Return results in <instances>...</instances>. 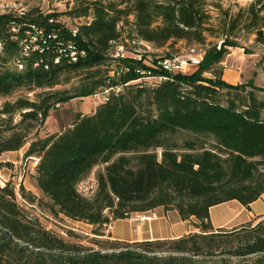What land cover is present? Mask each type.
Instances as JSON below:
<instances>
[{
    "label": "trees",
    "instance_id": "16d2710c",
    "mask_svg": "<svg viewBox=\"0 0 264 264\" xmlns=\"http://www.w3.org/2000/svg\"><path fill=\"white\" fill-rule=\"evenodd\" d=\"M205 3L83 0L71 11L72 18L84 19L75 23L38 8L0 13V98L41 90L34 99L18 96L0 106V157L20 149L51 110L102 93L92 112L77 113L57 132L35 135L24 153L38 158L33 176L49 210L92 225L99 236L111 221L159 207L176 210L183 220L196 218L199 229L100 248L70 243L28 219L7 182L0 185V264H264V218L225 230L215 229L209 217L212 205L232 199L249 205L264 194V100L255 92L264 88L226 82L219 69L228 46L236 45L230 36L243 13L224 25L220 47L207 49L192 70L164 69L160 62L169 52L154 53L149 64L144 56L110 54L123 31L124 39L155 49L182 40L204 43L206 32L212 34ZM245 11L244 28L264 42V0H251ZM11 58L22 68H5ZM141 69L160 81L144 83ZM207 71L213 77L204 76ZM75 77L77 86L55 88ZM224 89L236 93L221 102ZM15 113L20 120L13 123ZM98 164L104 168L95 192L85 196L78 184Z\"/></svg>",
    "mask_w": 264,
    "mask_h": 264
},
{
    "label": "rangeland",
    "instance_id": "374dc122",
    "mask_svg": "<svg viewBox=\"0 0 264 264\" xmlns=\"http://www.w3.org/2000/svg\"><path fill=\"white\" fill-rule=\"evenodd\" d=\"M82 1L83 0H0V13L10 11L21 12L38 8L44 12L60 13V17L67 23H75L84 20L72 18L70 15L74 7L81 4ZM205 2L206 9L210 14L207 25L212 34L209 31L206 32V40L204 43L197 44L182 40L177 41V43L172 46L155 49L148 42H133L129 38L124 39L127 33L123 31L120 41L111 47L110 54L113 57L130 56L136 57V59H140L141 56H144L147 64L151 63V59H154V53L158 56L168 52L173 54H187L188 52H193L199 56H203L207 49L215 45H217L218 48L220 47L224 38L221 36L224 25L230 23L233 17L240 12L243 13L245 19L243 18L242 21L240 20L233 28L230 39H233L236 45L228 46L223 60L219 63L220 74L222 79L229 83H231L234 77L233 75H235L238 77V82L235 84L251 83L255 87L264 88V42L257 40V33L255 30H247L244 28L243 22L246 20L245 9L248 7L251 0H205ZM261 15H264V11H262ZM129 20H133L132 15H130ZM122 23L123 22L120 23V26ZM259 23L262 31H264V19H261ZM127 27L128 26L125 28L127 29ZM33 40L34 39H32V41ZM29 43H31V41ZM121 43H125V45H121ZM4 67L10 70L19 69L12 58L5 63ZM193 68V66L189 67L186 71L192 70ZM115 70L116 75H119L120 68L114 66V71ZM140 74L144 75L142 79L146 84L154 85L160 81V78L151 75L146 69H141ZM203 75L206 77H213V74L208 71L204 72ZM78 83L79 79L75 77L69 83L57 85L55 88L63 89L75 87ZM250 88L249 86L247 87V89ZM36 91L41 90L39 89ZM36 91L21 90L12 96L0 98V106L5 100H14L18 96H28L34 99V93ZM255 92L260 99L264 100V90H255ZM235 93L236 92L233 90H222L220 93V101L225 102L229 97L233 98ZM103 100L104 94L96 93L95 95L74 98L60 105L49 112L48 117L42 124L36 125V129L29 133L27 142L20 149L5 151L0 157V185H4L8 182L10 186L15 189L16 201L28 219L36 220L47 230L63 238L67 242L78 243L83 246L94 248H100L101 246L107 245L109 241L114 240L129 242L136 240L115 238L111 234L113 221L105 226L103 230L104 235L99 236L92 232V225L90 224L70 219L63 214H53L47 206L48 199L43 196L33 176L34 167L38 162V158L34 156L25 157L24 153L35 135L42 136L61 130L74 121L77 113L92 112ZM19 120L20 115L15 113L12 116V122L16 123ZM157 151L160 157L161 150L158 149ZM103 168L104 164L96 165L85 179L81 181V184L87 185L91 182H96L97 174ZM95 188L96 186L90 190L87 196H92L95 192ZM22 189H24V192L31 194L30 198L28 195L23 194ZM134 215L135 214H132L131 216ZM115 227L116 231L124 237L130 236L133 230L132 224L130 225L127 219L117 220L115 222ZM197 231H199V229ZM232 259L234 262L238 260L237 258Z\"/></svg>",
    "mask_w": 264,
    "mask_h": 264
},
{
    "label": "crops",
    "instance_id": "0c3cea01",
    "mask_svg": "<svg viewBox=\"0 0 264 264\" xmlns=\"http://www.w3.org/2000/svg\"><path fill=\"white\" fill-rule=\"evenodd\" d=\"M233 76L231 83L235 84L238 82V77ZM209 217L215 229L232 230L244 224H256L264 218V194L249 205H244L236 199L212 205L209 208ZM124 219H127L130 225L132 224V233L128 237L119 234L115 227V222L119 220L117 219L111 226V234L115 238L126 240L177 238L198 230L195 226L197 220L194 217L183 220L176 210H166L163 207Z\"/></svg>",
    "mask_w": 264,
    "mask_h": 264
},
{
    "label": "built area",
    "instance_id": "2783aa9c",
    "mask_svg": "<svg viewBox=\"0 0 264 264\" xmlns=\"http://www.w3.org/2000/svg\"><path fill=\"white\" fill-rule=\"evenodd\" d=\"M28 46L25 45V52L27 54ZM71 55H75L74 51H71ZM202 56H199L196 53L188 52L187 54H172L169 57H166L165 60H162L160 63L162 67L168 71H186L188 66H193L199 64ZM19 68H22V65L19 64ZM96 186V182H91L90 184L83 185L81 182L78 184V190L81 194L87 196Z\"/></svg>",
    "mask_w": 264,
    "mask_h": 264
},
{
    "label": "bare ground",
    "instance_id": "6f19581e",
    "mask_svg": "<svg viewBox=\"0 0 264 264\" xmlns=\"http://www.w3.org/2000/svg\"><path fill=\"white\" fill-rule=\"evenodd\" d=\"M73 59H74V60L76 59L74 55H73ZM163 60H165V59H163Z\"/></svg>",
    "mask_w": 264,
    "mask_h": 264
}]
</instances>
